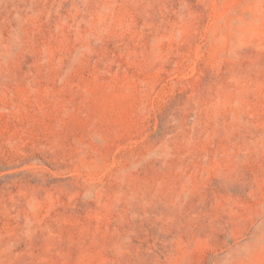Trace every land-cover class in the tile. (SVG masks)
I'll use <instances>...</instances> for the list:
<instances>
[{
  "label": "rangeland",
  "instance_id": "rangeland-1",
  "mask_svg": "<svg viewBox=\"0 0 264 264\" xmlns=\"http://www.w3.org/2000/svg\"><path fill=\"white\" fill-rule=\"evenodd\" d=\"M0 264H264V0H0Z\"/></svg>",
  "mask_w": 264,
  "mask_h": 264
}]
</instances>
